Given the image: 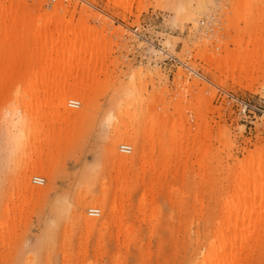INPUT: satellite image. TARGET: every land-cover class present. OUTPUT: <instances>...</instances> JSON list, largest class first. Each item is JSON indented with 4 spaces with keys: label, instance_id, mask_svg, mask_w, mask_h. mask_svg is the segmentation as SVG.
I'll use <instances>...</instances> for the list:
<instances>
[{
    "label": "rangeland",
    "instance_id": "1",
    "mask_svg": "<svg viewBox=\"0 0 264 264\" xmlns=\"http://www.w3.org/2000/svg\"><path fill=\"white\" fill-rule=\"evenodd\" d=\"M58 1L49 0L53 4L48 9ZM73 1L80 6L77 18L86 5L106 19L113 37L110 61L116 60L110 67L113 74L110 79V73L103 74L101 82H91L80 96H68L71 103L61 108V123L50 126L53 134L36 136L41 142L34 146L32 170H26L30 157L12 140V128L0 115V264H196L197 257L212 250V230L220 220L227 221L226 210L249 209V204L237 205L241 185L235 163L264 146V76L252 88L232 79L224 83L222 72L197 58L193 48L207 33L216 34L208 43L211 51L221 40L259 35L264 0H203L201 8L195 7L200 12L197 31L176 15L187 0H143L141 12L138 2L133 12H126L115 0ZM100 19L91 18L90 25L103 28ZM38 60L31 55L12 60L17 71L6 83V97L30 80V65ZM142 68L155 82L148 81L147 100L132 104L117 140L108 114L117 113L120 80ZM195 81L202 89L189 95L188 103L210 106L209 119L216 128L219 122L227 128L229 140L216 142L223 155L212 154L204 167L199 152L190 150L193 133L176 132L178 113L166 128H154L144 116L152 103L157 107L162 90H169L165 102L173 103ZM63 98L58 96L56 103ZM14 105L3 104L4 112ZM162 106L155 110L163 111ZM189 109L183 119L194 125L197 114ZM170 111H175L172 104ZM43 124L51 133L45 119ZM232 252L233 264H264V214L259 229L239 237Z\"/></svg>",
    "mask_w": 264,
    "mask_h": 264
},
{
    "label": "bare ground",
    "instance_id": "2",
    "mask_svg": "<svg viewBox=\"0 0 264 264\" xmlns=\"http://www.w3.org/2000/svg\"><path fill=\"white\" fill-rule=\"evenodd\" d=\"M135 2L140 4L138 8L141 12L143 0H115V4L126 12H133ZM50 3L53 4L49 0H0V115L1 119L12 128V140L23 145V153L28 155V158L30 157L31 163L26 167L27 171L32 170L34 163L32 157L37 151L34 146L41 142V139L36 136L53 134L50 126L54 128L56 121L61 123V108H66L71 103L68 96L70 94H79L80 96L91 82H101L103 74L110 73L108 76L110 79L113 74L110 67L116 61L115 59L110 61L113 54V37L112 34L110 37L104 17L100 19L97 12L94 13L89 6L83 5L81 13H79L81 17L77 18L80 6L73 0H59L51 9H48L47 6H50ZM203 5V0H189V3L187 0L186 4L184 2L176 9L177 18L180 21L192 22L194 30L197 31L200 12L195 11V7L201 8ZM252 16L253 14H250L249 17ZM91 18H97V20L99 18L105 22L102 30L98 29L97 25H90ZM244 19L247 20V17ZM235 29H239V32L244 31L242 28L235 27ZM231 35L229 34V36ZM214 37L216 34L207 33L203 41L196 43L193 48L196 51L195 56L206 61L212 68L220 70L224 76V78H220L222 82L227 83L232 79L234 82L239 81L247 88L254 87L264 76V26L259 35L251 32L248 39H237L234 36L229 42L221 40L217 49L211 51L208 43H213L210 38ZM230 44L235 45V48H232ZM30 55L39 56V60L30 65L32 72L30 80L23 87L16 88V93L6 97L8 87L6 83L12 81L17 71L12 60L14 58L28 59ZM35 68L38 69L35 70ZM189 69L192 74L196 76L200 74L199 77H204L200 72L193 71L192 68ZM147 71L144 68L135 69L129 75L125 74V78L120 80L121 87L118 89V93L122 97L118 98V101H121L118 102L117 113L112 110L107 118L115 129L112 136L117 140L122 137V126L126 125L125 119L132 115L131 112L135 107L132 104L134 102L136 104L138 101L140 103V100L143 99L147 100L145 91L150 84L148 81H151V84L155 82L152 77L148 80L150 74ZM182 73L180 72V77L183 76L184 73ZM198 88L202 89L199 82L190 83L189 88L181 91L173 103L165 102L167 97L164 93L168 89L162 90L157 107L163 103V111H156L155 109L158 110V108H155L156 104L152 105L154 104L152 103L144 111V116L150 120L149 122H152L154 128L162 126L166 128L173 114L178 113L179 117L174 124L176 132L182 131L181 135L185 131L193 133L188 138L191 145L190 150L199 152V165L204 167L206 161L213 156L212 154L215 153L218 158L223 155V151L216 148V142L222 143L229 140L226 139L227 128L220 125V122V124L217 123L218 126L216 125L218 132L215 133L216 127L209 119L212 110L209 108L210 106L197 100L188 103L191 101L188 99L189 95H193ZM158 94V92L155 93V96ZM61 95H65V98L56 103V98ZM151 98L149 96L148 100L150 101ZM231 99L245 103L234 96ZM8 101L16 105L6 107L4 112L3 104ZM185 103H187L186 108L194 110L197 114L194 125L183 119L188 118ZM171 104L175 110L173 112L170 111ZM44 119L51 133L44 128ZM199 137H201L200 140ZM261 147L253 149L246 159L235 163L237 184L241 185L237 205L249 204V209L244 211L233 208L226 210L227 221L220 220L212 230L209 240L212 250L197 257L196 264H233L234 254L232 251L237 247L238 238H243L259 229L260 220L264 214V146ZM20 148L18 149L22 151ZM58 228L60 227L58 226ZM55 230L51 229V231ZM48 232L47 235L51 233ZM55 232L52 233L56 234ZM54 237L56 238V236H51L52 239ZM49 240L51 241L50 238ZM43 241L42 243H45ZM50 241H48L49 245ZM218 244H221V248H217ZM134 245L136 248H140L139 240H136ZM42 246L45 245L42 244ZM37 249L45 250L42 247ZM222 250H224L223 253ZM109 260L111 261V259ZM119 261L120 257L118 256ZM127 264H129V260H127Z\"/></svg>",
    "mask_w": 264,
    "mask_h": 264
},
{
    "label": "built area",
    "instance_id": "3",
    "mask_svg": "<svg viewBox=\"0 0 264 264\" xmlns=\"http://www.w3.org/2000/svg\"><path fill=\"white\" fill-rule=\"evenodd\" d=\"M194 71V70H193ZM75 103H76V105H79V103L77 102V101H75ZM127 151H130V148H129V150H127ZM43 181H41L40 183H42Z\"/></svg>",
    "mask_w": 264,
    "mask_h": 264
}]
</instances>
